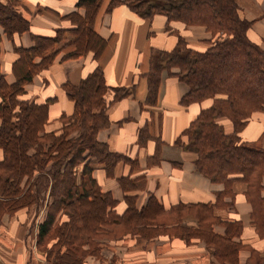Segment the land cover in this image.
Instances as JSON below:
<instances>
[{"label": "trees", "instance_id": "obj_1", "mask_svg": "<svg viewBox=\"0 0 264 264\" xmlns=\"http://www.w3.org/2000/svg\"><path fill=\"white\" fill-rule=\"evenodd\" d=\"M102 1L78 0L77 5L84 6L86 13L67 15L75 22L74 27L57 28L52 35L32 33V46L14 47L19 54L13 68L16 79L7 83L0 78V215L39 203L48 190L49 213L39 224L38 235L48 232L55 212L63 208L67 218L55 229L58 241L66 245L60 259L67 264H79V255H85L83 249L73 248L81 233H88L90 240L105 231L109 222L132 227L137 238L155 232L156 237L162 231L179 228L183 236L205 240L214 248L217 259L235 264L243 246L234 239L241 230L240 222L222 220L214 210L230 204L225 196L233 200L231 186L236 180L246 183L244 193L253 206V222L258 234L264 236V132L254 140L242 135L255 113L264 114V49L252 37L253 21L242 15L239 0L109 1L108 10L124 2L141 17L163 15L167 28L172 22L198 24L211 33L203 49L179 36L172 49L151 50L147 100L155 101L161 72L167 69L188 85L183 103L208 102L184 131V145L195 152V164L203 174L225 185L212 203H179L165 208L150 194L146 204L137 208L134 197L142 189L143 178L120 176L127 206L119 213L117 199L102 190L92 171L102 167L111 176L118 162L134 163L97 137L99 130L110 123L109 105L131 93L130 88L109 86L101 68L95 67L79 84H65L75 106L70 115H62L56 129L46 128L49 101L36 103L23 97L24 84L53 60L57 43L74 46L66 56L91 50L98 58L105 40L93 26ZM0 26L11 38L30 28V18L21 13L17 0H0ZM36 56L42 57L40 62L34 61ZM173 67L178 71L172 72ZM109 91L113 92L111 97ZM188 214L197 218V226L179 224ZM215 223L225 224L224 234L213 230Z\"/></svg>", "mask_w": 264, "mask_h": 264}, {"label": "crops", "instance_id": "obj_2", "mask_svg": "<svg viewBox=\"0 0 264 264\" xmlns=\"http://www.w3.org/2000/svg\"><path fill=\"white\" fill-rule=\"evenodd\" d=\"M17 1L21 13L30 18V28L11 38L0 26V78L7 83L16 79L13 68L19 54L15 51V45L32 46V33L52 35L57 28L70 29L75 26V22L67 15L84 16L86 13L84 6L77 5L78 0ZM109 1H102L94 19V30L105 40V47L98 58L93 57L91 50L76 56H66L74 46L63 41L57 43L53 48L56 51L53 60L24 84L23 97L36 103L49 101L46 128H59L62 115H70L75 106L64 88L65 84H79L90 71L100 67L109 86L131 90V93L109 105L107 114L110 123L99 130L97 137L112 151L127 155L134 163L118 162L114 175L111 176L102 167H96L92 171L102 190L110 191L117 199V212L122 213L127 206L125 191L118 180L120 176L143 178L142 189L134 197L137 208L146 204L150 194L165 208L179 203L215 202L225 185L212 181L197 168L196 154L185 147L186 136L183 134L208 102L183 103L182 98L188 91V85L167 69L161 72L155 101H148L146 78L153 48L170 50L181 36L193 47L203 49L208 44L206 40L211 37V33L205 26L198 24L185 26L180 22H172L171 28H167L163 15L144 18L124 2H119L108 10ZM255 1L244 2L252 6L257 3ZM244 10L246 13L247 10ZM256 33L261 41L259 44L264 48L263 13L253 23L251 34ZM67 36L70 37V34L67 33ZM41 58L36 56L34 61L40 62ZM171 71L177 72L178 68L173 67ZM112 94V91L108 92L109 97ZM263 132L264 114L255 113L242 135L248 140H254ZM262 143L264 147V134ZM245 190L246 183L236 180L231 186L233 200L230 196H225L224 200L230 201V204L218 206L214 213L222 220H238L241 230L234 239L241 241L243 248L258 249L264 254V238L258 234L253 222V206L245 196ZM184 217L194 219L190 214ZM225 227L224 223L213 224V230L219 234L225 233ZM152 244L147 264H205V261L210 263L213 258L202 239L189 243L170 233L164 237H154ZM250 255L249 248L240 250V264H244Z\"/></svg>", "mask_w": 264, "mask_h": 264}, {"label": "rangeland", "instance_id": "obj_3", "mask_svg": "<svg viewBox=\"0 0 264 264\" xmlns=\"http://www.w3.org/2000/svg\"><path fill=\"white\" fill-rule=\"evenodd\" d=\"M244 1L239 0L242 8L241 13L245 18L253 21V28L257 16L261 13L264 15V2H262L263 0H256L257 3L251 6ZM241 3L246 4V6ZM244 8L248 13L251 11L248 16ZM252 37L261 43L257 33L253 34ZM48 213L49 191L47 190L45 195L40 198L39 203H32V205L23 206L13 212H4L0 215V260L4 264H67L60 259L66 245L58 241L59 238L55 229L60 221L67 218V213L63 208H59L55 212L54 224H51L48 232L40 237L38 226L46 219ZM192 218L194 219L183 217L179 220V224L185 227L197 226L199 223L197 218ZM132 230V227L130 229L123 224L109 222L105 231L92 236L90 240L87 239L88 233H81L80 238L73 245L76 250L81 251L83 249L85 251V255H79V260H81L79 264H147V255L151 253L149 248L153 245L152 240L156 232L152 231L154 236L146 235L137 238ZM170 233L184 238L189 243L196 240L201 241L197 237L181 235L182 231L179 228L162 231L160 236L164 237ZM203 241L205 242V240ZM205 244L213 257L210 263L205 261V264H227L213 255L214 248L212 246L206 242ZM245 248L250 249L251 255L244 264H264L263 253L258 249L252 250L250 247L243 248V246L238 250L235 264H240L239 251ZM79 253L78 251L77 255L75 254V258Z\"/></svg>", "mask_w": 264, "mask_h": 264}, {"label": "water", "instance_id": "obj_4", "mask_svg": "<svg viewBox=\"0 0 264 264\" xmlns=\"http://www.w3.org/2000/svg\"><path fill=\"white\" fill-rule=\"evenodd\" d=\"M0 264H4V263L0 260Z\"/></svg>", "mask_w": 264, "mask_h": 264}]
</instances>
